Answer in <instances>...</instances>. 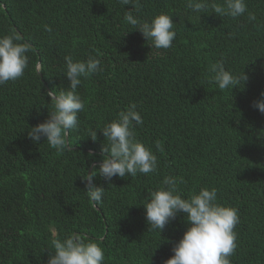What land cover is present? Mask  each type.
<instances>
[{
  "label": "trees",
  "instance_id": "obj_1",
  "mask_svg": "<svg viewBox=\"0 0 264 264\" xmlns=\"http://www.w3.org/2000/svg\"><path fill=\"white\" fill-rule=\"evenodd\" d=\"M185 3L138 0L139 19L165 12L177 24L172 47L152 51L123 19L132 5L118 0H0V35L14 32L32 48L24 75L0 86V264H47L50 223L98 241L106 264H164L189 225L181 213L161 236L149 232L139 205L166 174L184 178L186 196L215 187L220 203L239 210L231 264H264V113L254 107L264 93V0H246L253 22L211 12L190 23ZM97 53L103 71L78 89L86 106L70 151L33 142L28 129L49 116L45 93L69 85L64 57ZM221 58L247 82L232 91L209 83ZM132 103L144 120L137 139L157 155L159 171L109 182L98 174L105 137L92 141L88 130ZM87 171L106 190L95 207L83 193Z\"/></svg>",
  "mask_w": 264,
  "mask_h": 264
},
{
  "label": "clouds",
  "instance_id": "obj_2",
  "mask_svg": "<svg viewBox=\"0 0 264 264\" xmlns=\"http://www.w3.org/2000/svg\"><path fill=\"white\" fill-rule=\"evenodd\" d=\"M121 5H132V10L124 11L123 19L127 25L139 31L153 49H170L177 37L173 16L161 12L149 20H141L134 13L138 11V0H118ZM185 8L189 22L200 21L202 13H216L219 17L233 20L247 14L249 22L256 21V16L249 11L246 0H186ZM210 10V11H209ZM194 14V15H193ZM44 30L52 32L51 26L45 24ZM233 35L229 33V36ZM31 45L22 41L14 32L0 35V86L9 81L20 79L29 67ZM96 55L89 54L86 59H75L72 55L64 57L62 74L67 77L69 85L57 91L53 88L45 93L50 98L48 119L28 129V137L35 143L42 139L57 153L63 154L71 149L70 136L79 131V115L85 110L86 102L78 89L83 80L92 78L102 72V61ZM36 74L44 71L41 62L34 65ZM209 83H214L220 91L240 87L247 82L248 76L243 72L236 74L226 68L223 58L213 62L209 67ZM254 107L264 113V93ZM144 120L135 103L120 110L115 119L88 130V137L97 141L98 132L105 137L101 146L102 159L98 174L111 182L113 178H132L138 174L149 175L159 171V160L151 148L137 139L136 127L142 126ZM157 146L158 142H157ZM97 171L86 172L81 176L85 181L89 203L93 207L102 203L106 190L94 185ZM183 177L164 175L160 184L148 190V197L139 206L145 209V219L149 232H158L161 236L166 225L175 221L182 213L189 225L182 239L175 244L173 255L164 264H231L237 244L236 226L240 223L239 210L224 205L218 200L215 187H200L187 196L180 185ZM111 186V185H110ZM51 248H48L47 264H106L104 249L98 241L90 239L84 233L69 232L61 235L54 223L48 225ZM161 245V244H160ZM159 245V247H160ZM158 247V248H159Z\"/></svg>",
  "mask_w": 264,
  "mask_h": 264
}]
</instances>
